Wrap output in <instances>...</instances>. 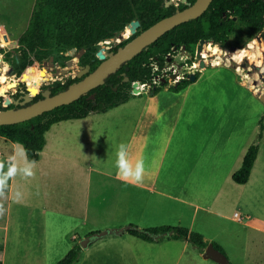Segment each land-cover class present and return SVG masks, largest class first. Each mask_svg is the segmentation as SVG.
<instances>
[{"label": "rangeland", "instance_id": "374dc122", "mask_svg": "<svg viewBox=\"0 0 264 264\" xmlns=\"http://www.w3.org/2000/svg\"><path fill=\"white\" fill-rule=\"evenodd\" d=\"M34 1L0 0L1 32L8 35V45L0 47V76L4 72L7 77V82L4 85L0 84V90L1 94L5 93V97L15 95L18 90V86H11L12 83H17V79L15 74H10V70L13 69L10 60L17 55L15 50L17 40L27 28ZM169 2L177 6L186 0H169ZM242 29L237 24L234 33L227 41V48L223 50L218 47L223 53L220 59L207 52L209 58L205 68L198 73L197 79L188 84L183 91L174 92L176 97L171 103H183L181 118L185 127L193 125V134L199 136L201 143L208 139L210 142L208 145L204 143V146L197 147L189 140L185 145V158L181 164L176 161L174 155L168 156L167 159L158 158V162L161 160L162 164L157 166L156 172L152 171L149 175L150 184H159L163 192L172 195H175L177 190H182L178 192L182 193L184 203L180 204L169 199L165 202V198L151 195V206L148 209L154 214L139 221L138 225L147 229L171 226L197 231L221 245L230 264H264V233L245 227L249 225L264 230V129L261 139H258L259 126L264 123V103L257 97V94L264 95V37H262L264 28L247 43L246 33ZM122 33L123 31L107 40L108 43L105 41L99 43L97 51L109 53V50L122 40ZM253 41L255 44L248 57L231 58L239 49L249 50L250 42ZM241 46L243 47L238 48ZM171 53L173 57H169L168 64L179 63V72H185L186 69L182 68L184 64L179 61L178 55L181 53L179 48ZM7 54H9L8 59ZM66 54L64 56H67ZM69 58L73 59V64L64 76L60 74L61 76L57 77L53 68L47 70L42 77L37 76L36 72L32 82L35 83L41 78L39 85H36V92L40 87L50 86L55 81L64 82L79 76L80 67L83 66L76 56ZM66 61L62 58H54L52 64L64 68ZM187 64H191L190 59L187 60ZM41 68L42 65H36L37 71ZM169 86L173 85L166 82L165 87L159 86L156 95ZM150 92H142L141 97L152 98ZM30 97L32 98L31 95ZM179 130L177 128L176 133ZM153 139L158 137L153 136ZM253 144L258 145V154L250 181L246 186L236 185L232 181V175L238 170L247 149ZM196 157L199 158L197 171ZM27 163L24 149L17 146L12 201L17 199V183L23 174L21 166ZM178 172L183 175L184 180L181 189L179 174H176ZM1 182L6 183L7 188L6 178L3 181L0 174ZM5 189H0V229H5V225L8 224L7 229L13 230L16 226L14 217L16 209L14 203L8 200ZM160 202L164 204H159ZM198 205L200 208L196 210L195 207ZM207 207L210 209L203 210ZM234 213L238 214L237 220L242 219V223L234 219ZM110 230H100L97 233ZM73 234L81 237L80 230L70 232L66 243L78 245L80 242L77 239L75 242L70 240ZM112 236L113 234H108L92 242L87 255L90 256L96 248H99L100 242ZM127 239L131 249L135 250L137 264H217L211 259H204L203 253L199 256L197 249L183 239H173L166 235L156 242L144 243L130 236ZM184 245L186 248L183 250ZM78 258H80L79 253Z\"/></svg>", "mask_w": 264, "mask_h": 264}, {"label": "crops", "instance_id": "0c3cea01", "mask_svg": "<svg viewBox=\"0 0 264 264\" xmlns=\"http://www.w3.org/2000/svg\"><path fill=\"white\" fill-rule=\"evenodd\" d=\"M141 94L130 93L125 103L106 112L89 113L81 119L51 125L44 133L38 160L21 166L23 174L17 183L15 201H12V185L15 153L20 145L0 138V174L8 183L6 188V183L1 182L0 189L6 188L8 200L16 209L15 228L9 230L6 224L5 229H0V264H56L76 245L67 244L66 239L77 230L81 237L71 235L73 242L100 230L121 231L131 224L145 229L138 222L154 214L148 209L151 195L165 198V202L169 199L184 203L182 193L178 192L182 190H177L175 195L165 193L159 184H150L149 175L162 164L159 157L167 159L174 155L181 164L189 140L197 147L210 141L201 143L199 136L193 134V125H188L185 131L187 127L181 118L183 103H171L176 93L169 87L152 98H142ZM253 168L242 186L249 183ZM176 174L181 189L183 175ZM199 208V205L195 207ZM207 209L210 208H203ZM237 215L233 214L236 220ZM237 222L242 223V219ZM245 227L264 233L257 227ZM201 235L207 245L214 242ZM128 236L139 240L126 233L113 234L100 242L90 256L87 254L92 242L81 248L80 258L73 264H137ZM185 248L184 245L182 249ZM197 251L199 256L204 252Z\"/></svg>", "mask_w": 264, "mask_h": 264}, {"label": "trees", "instance_id": "16d2710c", "mask_svg": "<svg viewBox=\"0 0 264 264\" xmlns=\"http://www.w3.org/2000/svg\"><path fill=\"white\" fill-rule=\"evenodd\" d=\"M169 0H35L26 30L18 38L17 55L10 60L15 71L18 90L11 97L2 93L0 96V111L17 109L14 104L25 94L32 96V102L42 99L46 89L51 95L66 90L71 84L81 78L55 81L50 86L40 87L32 82L37 72L36 65L54 58L69 60L64 54L75 47L85 52L79 58L80 64L90 66L93 71L100 61L95 57L98 45L112 39L122 32L132 21H138V31L109 52H116L119 47L129 42L140 31L147 29L162 18L174 14L177 10L186 8V4L166 6ZM195 0H186L194 3ZM235 19L237 20L235 22ZM240 25L246 33V43L260 33L264 28V0H212L207 10L195 20L183 23L165 33L157 41L104 80V84L89 91L73 103L55 108L28 121L0 126V138L20 145L25 152L27 162L35 163L39 151L44 146V133L49 127L60 121L81 119L89 113H103L125 103L131 93V83H145L152 77L151 64L158 69L165 65V57L173 47H183L193 51L195 45L204 40L220 49L227 48V41ZM238 47V48H242ZM7 59L9 54H7ZM158 73V72H157ZM127 77L128 82H123ZM196 79L198 74L195 75ZM32 83L28 87V83ZM190 80L185 77L169 89L178 92L184 89ZM161 86L165 87L163 83ZM159 87L151 92L156 94ZM36 92V93H35ZM35 93V94H33ZM13 98L14 101L11 100ZM264 123L259 126L258 139H261ZM258 154V145H251L242 160L238 171L232 175V181L244 185L250 176ZM146 242H153L163 236L173 239H183L197 250L203 252L207 246L200 233L185 228L161 226L148 229H138L128 225L124 232ZM215 250L225 254L221 246L211 243ZM79 245H74L69 252L56 264H73L78 259Z\"/></svg>", "mask_w": 264, "mask_h": 264}, {"label": "water", "instance_id": "95a60500", "mask_svg": "<svg viewBox=\"0 0 264 264\" xmlns=\"http://www.w3.org/2000/svg\"><path fill=\"white\" fill-rule=\"evenodd\" d=\"M211 2L212 0H195L192 4L184 2L183 4H186V8L177 10L174 14L162 18L147 29L140 31L129 42L124 44L122 47H119L116 52L103 53L102 50H98L95 57L100 61V63L93 71H90L89 65L80 67V74L78 78L81 79L71 84L66 90L57 94L51 95V91L46 89L41 94L42 99L35 102H32V98L28 94L23 96L22 101H14V104L19 106L17 109L0 111V126L22 123L32 118L38 117L46 112L52 111L55 108L73 103L81 96L86 95L89 91L103 85L105 78H107L110 74L115 73L121 67V65L129 62L132 58L157 41L165 33L183 23L195 20L202 16ZM170 4L171 2L168 1L165 5L169 6ZM130 24L134 26V30L131 33L134 35L139 29L140 24L135 20L130 22ZM262 37H264L263 32ZM207 44L210 43L200 40L196 46V58L200 60L199 66L201 70L205 68V62L201 59V53L203 51V47ZM84 52L85 51L83 49L78 51L75 47H73L66 52V55L68 57L76 56L79 59L84 54ZM53 61V56H50L48 60L43 61L41 64L42 68L37 71V76H44L45 71H47L48 67L52 65ZM72 64L73 59L70 58L65 62L64 68L59 67V65L56 64L57 68L55 70L64 76L69 72ZM10 74H15L13 69L10 70ZM187 79L190 80V82H194L196 77L194 74H190L188 75ZM123 82H128V78L125 77ZM11 86L16 87L17 84L12 83ZM137 86L138 84L136 82L131 85V94L140 93ZM149 95H153V92H151ZM257 97L264 103V95L257 94ZM123 232L124 229L121 231L110 230L100 233H92L81 240L79 246L82 249H85L91 242L108 234L117 235ZM202 256L205 259H211L215 261L217 264H230L226 255L222 254L218 250H215L211 244L206 246Z\"/></svg>", "mask_w": 264, "mask_h": 264}, {"label": "built area", "instance_id": "2783aa9c", "mask_svg": "<svg viewBox=\"0 0 264 264\" xmlns=\"http://www.w3.org/2000/svg\"><path fill=\"white\" fill-rule=\"evenodd\" d=\"M1 31H2V29L0 27V33L4 34V32H1ZM130 36H132V34H130L129 36H127L125 38H122V40H120V42H118V43L120 44L124 40H127ZM7 38L8 37L5 35V39H7ZM196 45H195L192 53L187 52L183 47H178L179 51L181 52L178 55V56H180L179 61H180V63L184 64V66L182 68L186 69L185 72H179V70H178L179 63L178 64L177 63L176 64H174V63L168 64V62H170L169 57L170 58L173 57V56H171L172 55L171 52L177 51V49H178L177 47H173L171 52L168 55H166V57H165V60L167 59V61H165L166 65H164V67L162 69L159 70L156 64H151L152 77H151L150 81H147L145 83H140V82L136 81V83L138 84L137 88L140 91V93L152 91L156 87L161 86L163 83L166 84V82H167V84L175 85L178 81L185 78L186 76H188L190 74H194L197 71H201L200 66H199L200 60L196 58ZM0 47H3V46H1V43H0ZM185 52H187V53H185ZM202 57L203 56L201 53V59L205 62L204 58H202ZM174 59H175V57H174ZM188 59L191 60V64H189V65L187 64ZM133 83L134 82H132L131 85ZM133 95H136V94H133Z\"/></svg>", "mask_w": 264, "mask_h": 264}, {"label": "bare ground", "instance_id": "6f19581e", "mask_svg": "<svg viewBox=\"0 0 264 264\" xmlns=\"http://www.w3.org/2000/svg\"><path fill=\"white\" fill-rule=\"evenodd\" d=\"M133 30H134V26L132 25V24H128L125 28H124V30H123V33H122V37L123 38H125V37H127V36H129L132 32H133ZM5 35H3V33H0V43H1V46H3V47H6L7 45H8V43H7V39H5V37H4ZM120 40V39H119ZM105 42H109V41H105ZM115 42V41H114ZM115 44V43H114ZM255 43H254V41L253 42H250V45H249V50H247V49H239V50H237L235 53H233L232 54V56H231V58L232 59H240V58H242V57H248L249 55H250V50L252 49V47H253V45H254ZM256 47V46H255ZM258 48V47H257ZM253 49H255V48H253ZM207 52H210L211 53V55L212 56H215L216 57V59L217 58H219L223 53L220 51V49L218 48V46H215V45H211V44H207V45H205L204 46V52H202V58H204V60H205V62H207V59L209 58V56L207 55ZM224 52V51H223ZM260 51H258V53H259ZM252 53V52H251ZM257 53V54H258ZM252 55H253V53H252ZM211 57V56H210ZM255 57V56H254ZM258 57V56H257ZM251 58H253V57H251ZM260 58V57H259ZM220 59V58H219ZM257 59V58H256ZM239 63H240V61H239ZM60 67V66H59ZM50 68H53L54 69V71H55V75L57 76V77H60L61 75H60V72H56V66L54 65V64H52V65H50L49 67H48V69L47 70H49ZM3 70V69H2ZM1 74V73H0ZM45 74H46V71H45ZM45 76V75H44ZM39 77H41V76H39ZM245 78V77H244ZM7 82V77H6V75H5V73L4 72H2V75L0 76V84H2V85H4L5 83ZM41 82V78H38V80H37V82H35L34 84H36V85H39V83ZM245 82V81H244ZM8 84V83H7ZM29 84V87H31L32 86V83L30 82V83H28ZM251 86V85H250ZM6 87V86H5ZM254 88H256V87H254ZM257 89V88H256ZM255 91V90H254ZM256 91H258V90H256Z\"/></svg>", "mask_w": 264, "mask_h": 264}, {"label": "flooded vegetation", "instance_id": "af4514ba", "mask_svg": "<svg viewBox=\"0 0 264 264\" xmlns=\"http://www.w3.org/2000/svg\"><path fill=\"white\" fill-rule=\"evenodd\" d=\"M118 45H119V44H118ZM196 46H197V45H196ZM13 70H14V69H13ZM199 72H201V71H197V72H195L194 75L198 74ZM14 73H15V71H14ZM186 77H188V76H186ZM183 79H184V78H183ZM181 80H182V79H181ZM178 82H179V81H178ZM178 82H177V83H178ZM16 84H17V83H16ZM35 85H36V84H35ZM17 86H18V84H17ZM16 93H17V90H16ZM16 93H15V94H16ZM25 95H26V94H25ZM0 96H1V94H0ZM11 100H13V98H11ZM18 100H19V101H20V100L22 101V99H18ZM13 101H14V100H13Z\"/></svg>", "mask_w": 264, "mask_h": 264}, {"label": "clouds", "instance_id": "9594fccd", "mask_svg": "<svg viewBox=\"0 0 264 264\" xmlns=\"http://www.w3.org/2000/svg\"><path fill=\"white\" fill-rule=\"evenodd\" d=\"M121 148L123 149V146H121Z\"/></svg>", "mask_w": 264, "mask_h": 264}]
</instances>
